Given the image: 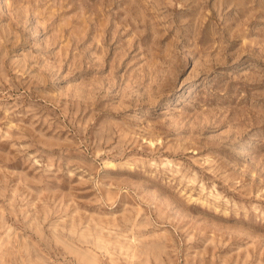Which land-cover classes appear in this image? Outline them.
<instances>
[{
  "label": "rangeland",
  "instance_id": "rangeland-1",
  "mask_svg": "<svg viewBox=\"0 0 264 264\" xmlns=\"http://www.w3.org/2000/svg\"><path fill=\"white\" fill-rule=\"evenodd\" d=\"M0 264H264V0H0Z\"/></svg>",
  "mask_w": 264,
  "mask_h": 264
}]
</instances>
